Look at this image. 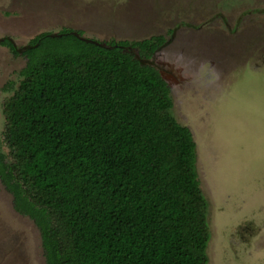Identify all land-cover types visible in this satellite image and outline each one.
<instances>
[{"label": "trees", "instance_id": "obj_1", "mask_svg": "<svg viewBox=\"0 0 264 264\" xmlns=\"http://www.w3.org/2000/svg\"><path fill=\"white\" fill-rule=\"evenodd\" d=\"M80 38L2 42L25 61L2 107L0 182L14 211L38 230L45 264H207L191 132L157 70L125 51L152 57L164 38Z\"/></svg>", "mask_w": 264, "mask_h": 264}, {"label": "rangeland", "instance_id": "obj_2", "mask_svg": "<svg viewBox=\"0 0 264 264\" xmlns=\"http://www.w3.org/2000/svg\"><path fill=\"white\" fill-rule=\"evenodd\" d=\"M62 31L101 44L164 38L152 57L127 52L167 83L171 115L196 145L207 264H264V0H0V155L3 103L25 65L1 42L20 50ZM0 264H45L1 182Z\"/></svg>", "mask_w": 264, "mask_h": 264}, {"label": "flooded vegetation", "instance_id": "obj_3", "mask_svg": "<svg viewBox=\"0 0 264 264\" xmlns=\"http://www.w3.org/2000/svg\"><path fill=\"white\" fill-rule=\"evenodd\" d=\"M77 33V32H76ZM81 34V37H82V33H80ZM4 41H7V42H10L11 44H13L12 42H11V40L9 39V38H7V39H4ZM3 41V42H4ZM2 43V42H1ZM110 43V42H109ZM116 43V42H115ZM119 43V42H118ZM14 45V44H13ZM104 46H106L107 44H103ZM14 46H16V45H14ZM129 50H133V48H130V47H126L125 48V51H129Z\"/></svg>", "mask_w": 264, "mask_h": 264}, {"label": "water", "instance_id": "obj_4", "mask_svg": "<svg viewBox=\"0 0 264 264\" xmlns=\"http://www.w3.org/2000/svg\"><path fill=\"white\" fill-rule=\"evenodd\" d=\"M80 40H82V41H88V42H90V43H93V44H96V45H99V46H100V45H103V44L98 43V42L96 43V41L85 39V38H83V37H81Z\"/></svg>", "mask_w": 264, "mask_h": 264}]
</instances>
